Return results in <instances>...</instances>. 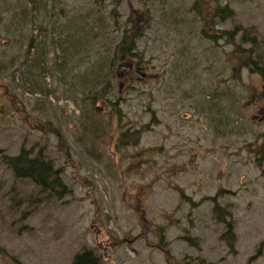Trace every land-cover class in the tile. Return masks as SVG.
<instances>
[{"label":"rangeland","instance_id":"374dc122","mask_svg":"<svg viewBox=\"0 0 264 264\" xmlns=\"http://www.w3.org/2000/svg\"><path fill=\"white\" fill-rule=\"evenodd\" d=\"M27 1L0 0L1 39ZM51 4L62 25L91 15L98 34L68 59L50 33L42 64L26 68L0 40V264H72L86 248L100 264H264V82L238 65L247 49L264 63V0ZM217 5L231 15L211 26ZM123 27L141 28L137 55L98 66ZM119 64L130 72L118 77ZM102 86L107 99L88 105ZM22 147L60 171L66 194L14 176L4 156Z\"/></svg>","mask_w":264,"mask_h":264},{"label":"trees","instance_id":"16d2710c","mask_svg":"<svg viewBox=\"0 0 264 264\" xmlns=\"http://www.w3.org/2000/svg\"><path fill=\"white\" fill-rule=\"evenodd\" d=\"M51 1L52 0H28L27 4H30V7L20 6L19 11L13 12L10 18V24H5L6 26L4 25L3 27V37L2 39L0 38V40H2L1 42H6V44L10 46L16 44L18 48H22L24 58L23 60H21L20 64L24 65L28 62L26 66H24V68L40 66V64H42L43 59L38 57V53H42V51L45 49L46 44L48 45V43L50 42V33L54 35L56 48L57 46L61 47L64 43L62 54L63 51H65L68 59L77 56V48L81 47V45L84 44L85 46L90 47V42L86 37L87 30H89V32H93V36H97L98 34L96 31L98 27H94L92 25L91 15H87L86 17L82 16L81 22L75 20L77 16H75L73 19L67 16L65 24H60L61 21H59V14H64L65 11L62 9L60 10L59 14L54 16L55 13L51 11L54 8L51 4ZM221 12H225V18L226 16L231 15V13H228L230 12L229 8L225 5L222 7L217 5L214 10L209 9L206 11L205 16L207 20H209L211 26L212 23H214L215 20L221 16ZM40 16H42V18H39ZM221 18L224 17L222 16ZM14 19L15 21H13ZM84 19L86 21H84ZM50 20H55L56 23H51ZM101 20L102 22H104V19ZM11 25L14 26V28L16 29L15 31L13 30ZM64 29L66 30V32L63 31ZM34 30L37 31L36 34H33ZM140 32L141 28L139 29L137 34H135L133 31H130L129 28L123 27L121 30L120 41L115 46L116 49L113 56V52L110 53V48L106 49L105 52L101 54V57L103 59L98 62V66L100 64H110L111 66H113L117 61H120V59L125 58L127 55L136 56L137 51L135 41ZM66 35L68 37L67 39H65ZM243 36L244 37L242 38V40H246V42H249V40H251V43L255 41V37H248L247 39L246 32L243 33ZM90 37H92L91 33ZM213 37H215V35L212 36V38ZM79 38H82L83 40H79L80 44L78 47L76 44V40H78ZM60 39L63 40L62 44L59 43ZM65 42H68V44L70 45L68 49H66ZM30 52L32 53L30 54ZM251 53V50L247 49L246 52L241 55L242 61H240L238 65L244 64V66L246 65V67H248L249 69H254L262 77V80L264 82V63H260L259 54H255V58L252 59L250 57ZM14 60L15 58L9 60L11 61L10 65L13 64ZM90 67H92V64H90ZM87 72L88 70H85V73ZM85 73H80V77L81 79L85 78L87 80L88 76ZM111 75L112 77H115L112 70ZM118 87H120V83ZM107 94L108 93L104 86L90 90L86 95L89 100L88 105H92L94 103V99L99 96H102L106 100ZM261 96L264 100V88L261 91ZM109 103L111 105H115L111 101H109ZM133 136L134 133L128 134L127 132H122L120 133L119 140L123 139L124 137H127V140H131ZM255 145L257 147H260V149L263 148L262 150L259 149L258 153L264 151V142H262L261 144L256 143ZM262 156L264 158V153ZM4 158L6 159L8 167L12 170L15 177L29 179L33 184L40 187L39 189L41 191L49 192L56 196H60V194L62 193L66 194L68 192L64 182L62 181L60 171L53 168V165L50 162L45 161L41 157V154L39 152L31 155V151H28L22 147L17 155H5ZM215 214L218 218L220 217V213H218L217 210L215 211ZM226 225L227 234H230L232 231L230 222L227 221ZM2 250L3 248L0 246V252ZM72 264H100V257L96 255V252L92 248H86L75 253L72 259Z\"/></svg>","mask_w":264,"mask_h":264},{"label":"water","instance_id":"95a60500","mask_svg":"<svg viewBox=\"0 0 264 264\" xmlns=\"http://www.w3.org/2000/svg\"><path fill=\"white\" fill-rule=\"evenodd\" d=\"M130 70H131L130 65L119 64V65H117L116 73H117L118 77H121L122 75L129 73ZM133 75L136 79L142 80L145 78V75L142 72H140L138 69H134ZM147 229H148L147 225H145V231H147Z\"/></svg>","mask_w":264,"mask_h":264}]
</instances>
